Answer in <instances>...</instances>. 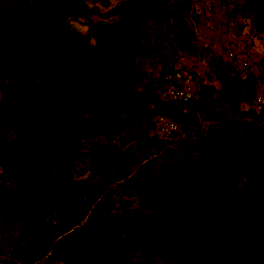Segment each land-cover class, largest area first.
<instances>
[{
    "label": "rangeland",
    "instance_id": "1",
    "mask_svg": "<svg viewBox=\"0 0 264 264\" xmlns=\"http://www.w3.org/2000/svg\"><path fill=\"white\" fill-rule=\"evenodd\" d=\"M81 1L87 15L70 11L57 23L71 32L75 50L93 47L89 53L105 75L135 78L132 91L120 89L126 94L121 107L134 114L127 126L133 133H125L126 125L109 124L100 101L106 89L99 81L94 82L99 86V101L88 105L87 111L76 93L60 99L54 108L45 101L36 108L28 93L17 109L24 113L29 105L37 110L41 138L51 153L47 170L33 185L43 188V195L33 194L20 202L30 178L22 179L12 159L19 148L12 133L17 118L11 125L0 121V137L4 134V140L0 138V264H110L107 258L96 256L109 246L110 225L122 211L124 200H132L130 204L135 200L131 187L137 166L145 156L154 157L155 166L162 161L171 163L178 156L188 160L187 143H191L188 158L196 165L194 139L202 137L207 127L215 128L219 140L211 138L208 160L221 176L228 171L223 180L235 185L247 181L244 169L254 171L253 156L264 150V143L257 144L264 131V24L245 22L252 16L238 8L242 0H219V5L201 0ZM71 2L0 0V85L29 87L37 81L35 71L44 60L40 46L48 10ZM225 45L237 50L233 60L227 59ZM243 56L246 66L240 63ZM176 73L182 76L177 78ZM184 80L189 88L186 99H158L159 88ZM121 111L116 109L114 114L120 116ZM214 113L222 115L219 124L209 117ZM158 116L173 120L176 129L158 134ZM144 119L149 133L161 141L156 146L145 147L138 134L135 125H143ZM107 138L118 149L111 156L102 149ZM76 149L88 155L72 160L70 167L65 159L72 158ZM204 166L206 161L198 163L200 169ZM186 167V162L178 163L179 169ZM66 176L71 181L82 180L77 188L79 198L68 189L72 182Z\"/></svg>",
    "mask_w": 264,
    "mask_h": 264
},
{
    "label": "trees",
    "instance_id": "2",
    "mask_svg": "<svg viewBox=\"0 0 264 264\" xmlns=\"http://www.w3.org/2000/svg\"><path fill=\"white\" fill-rule=\"evenodd\" d=\"M70 11L87 15V8L81 0H72L48 10L40 46L44 60L35 71L37 81L29 87L0 85V121L10 124L17 118L12 133L19 148L12 159L18 164L17 172L22 179L30 178L20 202H25L33 194L43 195V188L33 185L47 170V158L51 153L41 138L42 122L36 115L37 110H32L29 105L24 113L17 109L28 93L36 108L42 101L54 108L60 99L76 93L87 111L88 105L99 101V86L94 83L99 81L106 89L100 101L104 103L103 110L107 112L109 124L126 125L128 130L125 133H133L127 126L134 114L121 107L126 94L120 89L126 87V91H132L135 78L125 74L105 75L89 53L93 47L75 50L71 32L57 23ZM88 84L92 87L86 88ZM160 90L156 92L157 97ZM145 107L143 109L147 110ZM116 109L122 110L123 114H114ZM209 117L215 124L222 119L217 113ZM143 122L135 127L143 136L145 147L161 143L149 133L148 121L144 119ZM246 124L253 127L249 121ZM259 136L257 144H263L264 131L261 130ZM1 137L4 140V134ZM213 137L219 141L215 128L210 126L202 137L194 139L198 151L196 165H192L194 160L188 158L191 143L185 146L188 160L178 156L171 163L162 161L155 166L156 159L145 156V161L136 168L131 187L135 200L132 204V200H124L122 211L110 225L109 246L97 253L98 259L107 258L110 264H264V150L253 156L257 164L254 171L244 169L247 181L242 186L235 185L229 179L223 180L228 171L221 176L215 164L208 160L207 149ZM107 143L102 149L111 156L118 149L109 138ZM160 147L159 144L156 149ZM235 153L239 160L240 148ZM85 154L88 152L76 149L72 158L67 156L65 162L72 167V160ZM205 161L207 166L200 169L198 163ZM185 162L186 170L179 169L178 163ZM250 163L253 165L254 162ZM66 177L70 180V176ZM71 182L68 189L75 191V198H79L77 188L82 180ZM62 191L66 192V188Z\"/></svg>",
    "mask_w": 264,
    "mask_h": 264
},
{
    "label": "built area",
    "instance_id": "3",
    "mask_svg": "<svg viewBox=\"0 0 264 264\" xmlns=\"http://www.w3.org/2000/svg\"><path fill=\"white\" fill-rule=\"evenodd\" d=\"M225 53L228 60H233L236 57L237 50L231 45H225ZM246 57L243 56L240 63L243 66L247 65ZM182 74L176 73V77L180 78ZM242 79L246 78V74L242 73L240 76ZM187 80H184L182 84H169L161 88L158 92V99L162 102H175L176 100L186 99L189 96ZM156 129L158 134L166 135L176 129V124L171 119H166L158 116L155 120ZM1 253V252H0Z\"/></svg>",
    "mask_w": 264,
    "mask_h": 264
},
{
    "label": "crops",
    "instance_id": "4",
    "mask_svg": "<svg viewBox=\"0 0 264 264\" xmlns=\"http://www.w3.org/2000/svg\"><path fill=\"white\" fill-rule=\"evenodd\" d=\"M231 2H234V0H230ZM201 2H204L206 5H219V0L215 2V0H201ZM242 4H239L238 8L243 12H250L248 13L251 18L244 19L245 22H251V24H260L261 22L264 24V17L261 15L262 12H264V0H242V2H239ZM233 5V4H232Z\"/></svg>",
    "mask_w": 264,
    "mask_h": 264
}]
</instances>
